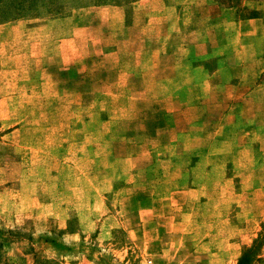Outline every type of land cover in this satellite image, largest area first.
<instances>
[{
	"label": "rangeland",
	"instance_id": "rangeland-1",
	"mask_svg": "<svg viewBox=\"0 0 264 264\" xmlns=\"http://www.w3.org/2000/svg\"><path fill=\"white\" fill-rule=\"evenodd\" d=\"M51 1L0 6V264H235L264 229V169L230 168L228 132L176 89L196 101L186 31L264 0Z\"/></svg>",
	"mask_w": 264,
	"mask_h": 264
},
{
	"label": "crops",
	"instance_id": "crops-1",
	"mask_svg": "<svg viewBox=\"0 0 264 264\" xmlns=\"http://www.w3.org/2000/svg\"><path fill=\"white\" fill-rule=\"evenodd\" d=\"M252 9L259 13L240 17L236 6L218 8L203 27L186 31L194 35L192 42L197 49L199 45L204 50L192 54L203 60L201 64L187 65L183 69L199 75L192 83L196 101L192 103L185 98L187 91L192 90L188 89L190 81L186 84L182 80L176 89L181 91L182 106L196 104L199 108L196 118L199 124L212 123L214 129L217 128L213 131L219 135L228 132L231 141L227 164L234 170H256L259 161L260 170L264 169V158L254 156L264 154V11L263 8ZM210 58L212 67L202 65ZM189 67L192 70L189 71ZM249 133L262 140L260 146L253 147L247 141Z\"/></svg>",
	"mask_w": 264,
	"mask_h": 264
},
{
	"label": "trees",
	"instance_id": "trees-1",
	"mask_svg": "<svg viewBox=\"0 0 264 264\" xmlns=\"http://www.w3.org/2000/svg\"><path fill=\"white\" fill-rule=\"evenodd\" d=\"M45 1V2H44ZM0 0V6H2V16L5 21L10 20V18H18L23 16L24 4L26 2L29 3L30 8H37L38 4L41 2L42 5L47 6L50 4H54L53 1L51 3L49 0ZM58 1V0H56ZM96 4L102 3L100 0H93ZM264 237V229L260 232L259 236L253 240V244L251 246L246 247L239 257L235 264H252L257 261L260 257L258 255V251L262 246L261 238Z\"/></svg>",
	"mask_w": 264,
	"mask_h": 264
}]
</instances>
